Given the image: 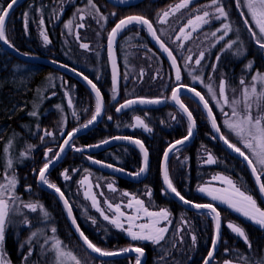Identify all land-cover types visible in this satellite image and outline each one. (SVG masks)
<instances>
[{
	"label": "trees",
	"instance_id": "obj_1",
	"mask_svg": "<svg viewBox=\"0 0 264 264\" xmlns=\"http://www.w3.org/2000/svg\"><path fill=\"white\" fill-rule=\"evenodd\" d=\"M10 1H1L4 8ZM58 1L25 0L19 4L10 14L5 24L6 38L21 53L58 61L75 68L88 77L97 85L104 96L105 112L100 124L96 128L72 142L71 146L74 148L68 149L61 163L51 172L48 177L49 182L56 185L66 197L82 232L97 247L107 251H118L124 246H129L130 241L120 232L114 230L108 223L101 220L95 211H92L86 206H81V208H85L87 217L91 221H95L98 232H95L89 226L90 221H85L82 213L76 206L77 203H83L76 195V189L79 181L85 174L92 175L98 182L113 179L118 189L142 198L150 210L157 211L163 208L167 210L169 213V227L163 241L153 245L142 242L131 245L134 247H142L147 251V264H202L212 243L213 225L211 216L206 212L196 213L184 209L163 192L160 181V162L165 148L172 141L181 139L188 134V123L186 124V119L170 101L165 102L164 100L171 96V92L177 86L176 83L174 84L175 81L171 79L172 74L169 66L163 58H161L162 62H158L153 58L148 60L146 56L139 53L138 47L142 39H147L148 36H146L147 33L143 28H140L138 25H132L121 35L116 46L120 78L119 86L116 89L113 88L111 85L107 53L106 57L97 66L85 62L82 59L84 57L83 55L76 57L70 54V42L63 41L65 38L62 35V31L57 25H54L60 22L51 19V10ZM76 1L81 2L83 0ZM99 1H102L105 6L110 8L108 11H116L115 19L117 20L114 26L121 19L128 16H144L154 27L155 17L165 8L176 4L180 0H143L133 7H118L105 0ZM209 1L212 2V0ZM200 2L201 0L197 3ZM219 2L223 4L228 13V17L226 19L227 21H221L223 18H220V26H222V29L216 32V36L220 38L223 34L224 24L231 26V31L220 40V45L226 47L228 42L237 41L238 39V44L233 45L229 49L230 57L236 56L235 51L240 44H242L245 50V54L236 56L237 59L235 61L234 58L236 57L232 58L231 71L223 74L228 79L230 85L235 87L241 79H244L246 84H250L253 74L257 72L264 73V53L261 52L257 44H254L253 37L247 30L244 21L247 19L249 25L254 30H256L255 26L252 25V21L244 9H237L235 0H219ZM93 5L96 7L95 2H92L90 5L87 4L84 11L93 10L91 8ZM214 8L216 9L215 6ZM66 9H72L70 3ZM241 12H244L243 16ZM40 18L42 23L39 24L38 21ZM38 26H43L46 29L50 39V46L45 47L38 41ZM149 46L151 47L150 44ZM1 56L0 127L4 126L6 130L0 134V142H3L7 136V138L15 137L17 139L15 148L21 145L34 146L42 134L49 131L55 132L57 123V113L55 110H49L38 120L34 118L36 115H31L30 113L32 112L29 113V105L34 100L35 94L32 88L44 74L47 73L50 75L52 71L62 76L65 80H70V88L66 89L68 84L65 83L63 84L65 86L64 90L67 95L73 94L72 97L75 102V107L72 111H64L62 114V118L65 120L64 136L59 138L56 134L51 142L45 138L43 140L45 143L35 149L33 153L35 154L34 158L22 166L17 165L19 166L16 169L19 183L14 185V188L12 187V190L5 194L6 199L8 195L16 197L15 202L9 206L18 209L11 216L13 223L6 228L5 250L10 255L14 262L13 264H20L15 259L16 253L19 250H22V254L30 252L27 264H60L61 259L65 260L66 264L75 263L67 256H60L57 249H60L63 253L70 252L79 259H81V255H84L90 261L94 262L96 259L90 256L79 245L80 243L77 242L78 240H76L77 238L70 228L62 205L53 195L37 187L34 176V173L38 174L39 170L44 166L43 161L39 162L44 149H53L54 152H57L67 133L82 127L84 123H88L87 121L92 117L94 111L92 95L80 82L69 78L54 68L18 60L5 51L4 55L2 53ZM219 58H226V56L222 53ZM74 60L81 65H74L71 62ZM177 61L180 66V60L178 58ZM249 62H253L251 70L247 68ZM14 63L25 68L23 70H13L12 65ZM217 64L216 70H218ZM233 68L234 70H232ZM165 69L170 79L166 77ZM157 70H163L164 72L160 75H155ZM6 72H10L15 79L14 84L9 82L2 85V80ZM180 84L194 87L208 100L206 92H204L201 86L193 83L191 79L182 77ZM73 85L78 87L74 93L70 92L73 91ZM12 88L21 90L22 92L14 93L11 91ZM56 93L54 97L45 99L44 103H56L62 109V105L64 104L61 99L63 89L56 91ZM14 95L19 99H26V102L22 103L24 106L18 105L15 108L16 105H11L9 100ZM133 98L162 99L165 104L162 107L154 109L133 108L120 114L116 112V108L120 104ZM181 98L196 121L197 134L190 145L180 148L176 153L174 152L175 154L173 153L170 156L167 168L169 179L186 200L196 204H212L219 212H223L227 221L234 223L244 230L248 241L251 243V248H249L240 238L230 235L223 226V242L229 243V247L222 252V244L220 242L212 264L217 262L219 258L228 259L229 261L240 264H256L258 260L264 258V231L236 213L211 203L208 198L198 193V188L207 183V180L211 176L222 174L233 180L242 191L253 197L259 207L263 208L264 205L251 174L242 162L230 156L214 140L211 134V128L205 120L206 115L198 102L187 95H182ZM10 108H13L12 114L8 113L10 112ZM72 115H77L79 119L71 123L69 119ZM134 117L144 118L145 123L152 130L150 136H146L140 130L131 128ZM31 120L35 121V124L31 126L30 130L22 126V123L30 124ZM220 129L224 134L222 127ZM11 131H15L18 134H9ZM124 136L133 137L142 141L148 150L150 161L149 172L141 183H133L122 178L113 177L95 167L96 161H99L132 173L139 172L142 159L139 151L135 147L119 144L95 154L85 152V149L88 147L98 145L111 138ZM230 137L227 134L226 138L229 142L239 147L238 142L231 141ZM15 138H13L14 141H16ZM239 148L241 149V147ZM76 149H81V151H77ZM203 151L210 152L216 158L214 165L201 164V152ZM241 151L249 156L257 172L261 175L264 169L258 165L256 157L247 150L241 149ZM5 162L4 155L0 151V171L2 167H6ZM63 172H65L68 178L62 176ZM261 179L264 183V175H261ZM27 188L30 190H26ZM25 204H36L37 210L29 214V211L23 208ZM40 205L43 206V210L39 207ZM45 211L48 213L47 216L44 214ZM25 218L29 221L28 225L21 222ZM53 228L56 229L55 232L52 231ZM32 233H36V235L32 236ZM193 235L196 237L195 244L192 241ZM56 241L62 243L57 244ZM133 261V258H123L98 262L100 264H133Z\"/></svg>",
	"mask_w": 264,
	"mask_h": 264
},
{
	"label": "rangeland",
	"instance_id": "obj_2",
	"mask_svg": "<svg viewBox=\"0 0 264 264\" xmlns=\"http://www.w3.org/2000/svg\"><path fill=\"white\" fill-rule=\"evenodd\" d=\"M1 1H4V0H0V6L4 7ZM198 1L199 0H187V6L181 7L177 10L176 5L185 3V0H180L176 4L171 5L168 8H165L163 11H161L159 15L155 17L154 28L159 38L166 43L169 49H171V51L180 60L181 78L186 77V78L191 79L193 83H196L198 84V86H201L204 92H206L207 98H208L207 101L209 102V104H211L210 106L214 110L213 113L215 115V118L217 122H219L218 125L220 124L219 127H222L225 137H227V134H228L229 137L231 136L230 137L231 141L236 142V143L238 142L237 144L239 147H241V149L247 150L249 153H251L248 149L244 147L243 143L238 139V137L233 132L229 131L227 127H225V121L233 118L231 116L232 108L230 105H226L223 103V100L219 97V93H218L220 80L223 78L226 82L225 83V94L227 95L229 100L231 101L233 99H237V100L244 99L241 96L240 82H237L236 87L233 85H230V83L228 82V79L223 74V73H229L231 71V64H232L231 60L237 55L230 57L229 49H227L224 46H221L219 43L221 39L216 36V32L218 31V29L221 30L222 26H220V19L216 18L219 13L214 8L212 2L209 0H201L200 3H197ZM92 2L96 3V7L91 6L93 10L84 11L86 8V5L87 4L90 5L89 0L88 1L83 0L81 2H77L76 0H59L55 4L53 9L51 10V19L53 21L55 19L56 22H60L59 24H54V25H57L59 29L62 31V35L66 40V41L65 40L63 41L68 42V43L70 42L69 43L70 54L76 57L83 55L84 57H82V59L85 62H89L91 65L97 66L98 64H100L102 59L106 57L108 37L117 19H115L116 11H111V12L108 11L110 8L105 6V4L102 1L92 0ZM69 3L71 4L72 9L67 10L66 8ZM244 10L246 14L248 15L247 10L246 9ZM205 11L209 12V16L204 17V19H206L208 23H203V21H197L195 18L197 16H203V13ZM164 12H168L169 14L165 17L163 15ZM113 13H115V15H113ZM248 17L251 19L249 15ZM189 20H192L193 23L189 24L188 23ZM221 21H227V20L223 18ZM38 23L39 24L41 23V18L39 19ZM139 27L142 28L141 26ZM213 33H215V35H213ZM144 34L146 35L145 32ZM45 35L48 38L47 42L44 39ZM37 38H38V41L43 46L45 47L50 46V39L47 35L46 29L43 26L37 27ZM149 44L151 45V47L149 46ZM82 45H87V47L86 48L82 47ZM138 48H139V53L141 55L146 56L148 60L153 58L154 60L158 62H162L161 60L162 56L152 46L148 38L142 39V42L140 43ZM2 49L3 48L0 45V58H2L1 55L2 53L4 55V51H5L4 49L3 50ZM201 53H203L202 59L200 58ZM222 53L226 56V58H219V60H217V57L218 56L220 57ZM197 59H200L199 64L196 63ZM235 59H237V57L234 58V61ZM71 62L77 66L81 65L79 62L75 60ZM216 64L218 65V70L213 71V66L214 65L216 66ZM12 67H13V70L14 69L23 70V68H25L24 66L18 65L17 63H14ZM232 70H234V68ZM166 71L167 70L165 69V72ZM163 72H164L163 70H157L155 72V75H160ZM252 76H251V80H252ZM166 77H169L170 79V76L167 74V72H166ZM194 77H198V79L194 80L193 79ZM181 78L178 82H176L173 79V75H171V79L175 81L173 82L174 84L176 83V85L181 83ZM9 82H12L14 84L15 79L12 77L10 72H6L4 75V79L2 80V85L9 83ZM65 83L68 84L66 89L67 88L69 89L70 80H65L62 76L56 73H53L51 71L50 75H48L47 73L44 74L40 78L38 83H36L35 86L32 88V91H35V94H34V100L29 105V113L35 112L36 117L34 118L38 120L44 114H46L49 110H55L57 113L56 115L57 123L55 126V132L54 131L45 132V134H42L40 136V139L36 141V144H34V146L33 145H21L15 148L17 139L15 137L7 138V136L4 138L3 142H0V151L4 155V159L6 160L5 162L6 167H2V170L0 171V186H3L4 189H6V191L2 193L4 196L7 192H10L12 190V186L10 184L11 181L15 182L14 185H17L19 183L16 169L19 166L24 165V163H26L27 161L29 162L32 158H34L35 154L33 153L37 147H41L45 143V141L43 140L47 138L48 139L47 141L51 142L53 140V137L56 134H57L56 136L59 138H62L64 136L65 120L62 118V114L64 111H67V112L72 111L75 107V102L72 97L73 94L67 95L64 90L65 86L63 84ZM207 85H211L212 89L217 92V99H220V104H217V100H214L212 98V95L208 91ZM72 88H73L72 89L73 91H70V92H73V93L75 92V90L78 89V87L74 85L72 86ZM61 89H63V94H62L61 99H62V103H64L62 105V109L58 107L56 103H48V104L44 103L45 99L54 97L55 94H57L56 91L61 90ZM11 91H13L14 93L22 92L21 90H16L14 88H12ZM92 100H93V106H94V111H93V114H94L95 109H96V102L93 96H92ZM164 100L165 102H169L170 97ZM9 102H11V105H16L15 108H17L18 105L24 106L22 105V103H25L26 99H19L16 95H14L13 97H11V100H9ZM221 107H223V112L221 111ZM240 107L242 108L243 105L241 104ZM9 110L10 112L8 113L12 114L13 108H10ZM224 112L229 113V115L225 116ZM76 119L77 120L79 119L78 116L72 115L69 121L73 123ZM139 119L143 121L144 125H147L145 123L144 118L139 117ZM205 120L207 124H209L207 117L205 118ZM34 124H35V121L31 120L30 124L22 123V126H24L27 130H30L31 126H33ZM186 124H187V121H186ZM131 128L140 130L146 136H150L152 133V130L148 131L145 129L144 126L138 123L137 117L133 118ZM147 128L151 129L148 126ZM5 130L6 128L4 126L0 127V134L3 133ZM34 131L36 132V130ZM187 131H188V124H187ZM46 133H50V135ZM9 134H18V133L15 131H11ZM211 134L215 140L213 133ZM32 135H35V134H32ZM13 138H15L16 141H14ZM71 144L68 147V149L74 148L73 146H71ZM176 152L177 150L175 151V153ZM45 153L48 154L47 157L45 156ZM56 153L57 152L56 151L54 152L53 149H44L41 154V158L39 159V162L43 161L45 164L49 160L53 159V157L55 156L54 154ZM209 155L211 156L212 161H213L211 163L208 162ZM215 163H216V158H214L210 152H207V151L201 152V164L202 165H214ZM258 165L261 167L259 163ZM34 176L36 180L37 174L34 173ZM62 176L65 178L66 176L65 172L62 173ZM47 180L49 181L48 178ZM226 180H231V179L222 174H215L211 176V178L207 180V183L204 184V188L206 189V191L202 192L203 195L206 198H208V200L211 203L221 208H225L228 211L236 213L237 215L252 222L253 224H255L256 226H258L260 229L264 231V227L258 225L253 220L246 217L243 214V212L237 211L234 207H230L228 203L222 201L221 199L214 200L212 198V195L208 194V192H212L214 195H221L224 192L231 193L232 192L231 186L227 184ZM231 181L235 184L233 180ZM207 184H212V185H207ZM236 187L238 186L236 185ZM162 189H163V192L167 195L163 186H162ZM26 190H30V189L27 188ZM76 195L83 201L82 204L81 203L76 204V206L78 207V210H80V212L82 213L85 221H90L89 226L95 232H98V230L96 229V223H94L93 221H91V219L87 217V214L85 213V208L84 207L81 208V206H86L92 211H95L101 220L108 223L114 230L120 232L130 241L129 246H124L120 250L132 248L134 246H131V245L140 244L141 242L149 243L151 245L155 244L151 240L149 241L132 240V238L128 235V232L125 231V229H127L131 224L133 231H139V229L136 227L137 225L149 223L150 220L153 219V218L148 217L143 212V210H138L139 206L135 202L136 199L143 201L144 207L147 208L149 212H159L161 209L157 211L150 210L142 198H139L135 196L134 194H131L127 191H122L118 189L113 179H106L103 182H98L92 177V175L85 174L78 183V186L76 189ZM94 202L99 206L100 209L103 210L104 214L108 215L109 217H113V214L115 212V205H119L120 211L124 213V216L119 217L121 222L124 224V229L116 228L109 221L104 220L100 211H98L97 207L94 206ZM109 204L113 205L112 209H109L108 207ZM129 204H131L132 206L129 207ZM256 206L261 211H264L257 204ZM23 208L28 210L29 214L35 212V211H31L30 208L24 207V205H23ZM116 215L119 216V213H116ZM209 216H211V219H212L211 221L213 225L212 238H211V242H212V239L214 236V219L211 214H209ZM128 217H132L133 219L129 221L127 219ZM221 219H222L225 229L228 231L230 235L237 236L242 241H244L243 238H241L239 235L234 233L231 230V228L228 227L229 224H234V223L227 221V219H225V214L223 212L221 213ZM165 220L166 219H161L160 221L163 224ZM167 221H168V215H167ZM161 241H163V239ZM77 242L79 243V241ZM220 242L222 244V252H224L229 247V243L227 244L226 242H223V238L220 240ZM29 253L30 252L22 254V250H19L18 253H16V258H15L16 261H19L20 264H27V260L30 255ZM77 259L79 258L77 257ZM79 260L81 261V264H100L97 260H94V262L90 261L84 255H81V259ZM135 261L136 259H134L133 264H135ZM13 263L14 262L12 261L10 255L5 250V242H4V245L2 246V248H0V264H13ZM214 264H240V263H235V262L229 261L228 259L226 260L223 258H219L217 262H215Z\"/></svg>",
	"mask_w": 264,
	"mask_h": 264
},
{
	"label": "snow or ice",
	"instance_id": "obj_3",
	"mask_svg": "<svg viewBox=\"0 0 264 264\" xmlns=\"http://www.w3.org/2000/svg\"><path fill=\"white\" fill-rule=\"evenodd\" d=\"M19 0H11V2L7 5V8H4L0 6V41H3L5 44H7L9 47H14L12 44L9 43L8 39L5 35V22L6 17L8 16V10L13 7L14 4L18 3ZM92 3V0H89V4ZM237 9H246L248 15L251 17L252 25L255 26V29L249 25V21L246 19L244 21L245 26L247 30L249 31L250 35L253 37L255 43L258 45L259 49L262 53H264V0H235ZM213 6L216 7V11L219 13V16H217V19H220L221 17L225 20L228 17V13L226 12L223 4L219 2V0H212ZM187 6V0H185L184 4L176 5V9L178 10L181 7ZM93 7H95L93 5ZM79 11V10H78ZM98 11V9H97ZM169 13L164 12L163 15L166 17ZM26 15V14H25ZM115 15V13H113ZM241 15H244V12H241ZM209 12L205 11L203 13V16H197L195 19L197 21H203V23H208L204 17H208ZM133 22L137 24H142L147 26L150 34L159 42V37L156 36L155 30L152 28L151 22L146 19L144 16H128L124 19H121L116 26L112 29L111 33L109 34V46L111 47V43L115 36L118 34L119 31H121L124 27H126L129 24H132ZM42 23V21H41ZM70 23V22H69ZM189 24H192L193 21L189 20ZM218 31H220L218 29ZM231 31V26L228 24L223 25V34L220 36V39H223L225 35L228 34V32ZM43 35V33H42ZM215 35V33H213ZM45 41L47 42L48 38L45 35L44 36ZM238 41H230L227 43L226 47L228 49H231L233 45H237ZM82 47H87V45H82ZM160 47L168 53L169 58L172 59L173 64H175V58L172 56L171 51H169L163 43H160ZM245 50L243 49L242 44H240L235 51V55L240 56L244 55ZM200 58H203V53L200 54ZM217 60H219V56L217 57ZM196 63H200V59L196 60ZM252 63L249 62L247 65V68L251 70ZM213 71H216V66H213ZM85 80H87V77H84ZM176 79L180 80V74L179 70H177V76ZM198 79V77L193 78ZM113 82L115 85V76L113 78ZM88 83L91 85L93 91L96 93L97 97V103H96V109L95 113L93 114L92 118L88 121V124L83 125V127H88V125L92 124L97 117L102 112V103H101V94L99 89L96 88V85L92 83L91 80H88ZM225 80L222 78L220 80L219 84V97L223 100V103L226 105H230L232 108L231 116L232 119H228L225 121V127L229 129V131L233 132L238 139L243 143L244 147L248 149L251 154L256 157L257 163H259L264 169V73L257 72L255 75L252 76V80L250 84H246L244 79L240 80L241 85V96L244 98L243 100H229L227 95L225 94ZM187 86H178L177 88L173 89L172 92V99L179 105V107L183 110V112L187 113L188 119H189V126H188V134L183 138V140H177L175 142V145H179L184 143V141L188 140L189 137L193 135V128L195 126V121L192 118V113L188 110V108L180 102L179 100V91L180 88ZM209 93L212 95V98L214 100H217V104H220V99H217V92L214 91L211 87V85H207ZM259 89V90H258ZM187 90L195 95V97L199 98V101L203 103L204 108L207 110L208 116L211 120V124L213 129L220 133V127L216 123L215 116L213 115L211 107H209L208 101L205 99L203 95L199 91H197L194 87L187 88ZM235 91V90H233ZM115 98V97H114ZM136 101L133 100H127L124 104L120 105L119 108H117V111L119 112L121 109L131 106ZM159 100H140V103H159ZM243 105L241 108L240 105ZM59 107V106H58ZM221 111L223 112V107H221ZM31 115H36L35 112L30 113ZM225 116H228L229 113L224 112ZM110 119V117H109ZM137 121L140 125L144 126L146 130L150 131L151 129L147 128V125H144L143 121L137 117ZM49 134L50 133H46ZM69 138H71L72 133L68 134ZM230 149L233 151L239 153L240 156H242L249 164V166L252 168L253 173H256V167L253 164V161L249 159V156L245 154V152L241 151L239 147H237L235 144L230 143L229 140L225 137L224 134H220L219 137ZM124 139H129L125 137ZM68 140L64 141V145L68 144ZM104 143H107V141H104ZM133 143L140 146L141 151L144 152V158H145V166H147V150L144 148L143 144L139 141H133ZM64 145H61L60 151H64ZM175 145L172 147L174 148ZM77 151H81V149H76ZM51 151V150H49ZM47 153H45V156L47 157ZM56 158L59 157V153L54 154ZM168 153L165 152V159L167 158ZM89 159H91L89 157ZM208 162H213L211 156L209 155ZM52 163L51 160L46 162L44 164V167L39 170V176L40 181L47 185L49 188L55 189L57 193L60 194L61 199H63V193L60 191L56 185L51 184L45 176L46 170L49 168V164ZM96 163H100L99 161H96ZM109 167H112L111 165H108ZM144 168L140 170V172L136 173L135 175L139 176L142 172H144ZM262 175H264V171L261 172ZM65 178H68L65 176ZM257 183L260 187V192L264 194V183H260V176H256ZM164 182L167 185V188L171 191V193H174L175 196H177L181 201H183L186 204H190L191 202L188 200H185V198L180 194V192L177 191V189L173 186L171 180L168 178L167 170L165 169L164 172ZM227 184L231 186L232 192H224L221 195H214L212 192H208L209 195H212V198L215 199H221L222 201L229 204L230 207H234L237 211L243 212V214L248 217L249 219L253 220L258 225L264 227V211H261L256 206V201L253 199V197L244 191H241L240 188L236 187V185L231 180H226ZM11 186L14 188V181L10 182ZM6 189H4L3 186H0V248L4 245L5 242V232L6 228L13 223L11 216L15 214L18 209L12 208L9 205L13 204L16 200V197L8 195L7 199L2 194ZM201 192L206 191L205 188H200ZM127 195V194H125ZM136 204L139 206L138 210H143V212L150 218H153L150 220L149 223L140 224L136 227L139 229V231H133L132 226H130L125 229V231L128 232V235L132 238V240H142V241H153L154 243H159L162 239H164V233L167 232L166 227H158V224L160 223L161 219L167 218V211L164 209H161L159 212H149L147 208L144 207L143 201L136 199ZM65 206L68 207L69 215L71 216V209L70 206H68L67 200H64ZM94 206L97 207V210L100 211L101 215L103 216L104 220L109 221L112 225H114L116 228L124 229V224L121 222L119 217L124 216V213L120 211V206L115 205V212L113 214V217H109L108 215H105L103 210L99 208V206L94 202ZM132 205L129 204V207ZM193 207L199 209V208H210L212 212H216V209L212 207L210 204H194ZM24 207L30 208L31 211H36L37 206L34 204H25ZM43 210V206H39ZM109 209L113 208V205H108ZM116 213H119V216L116 215ZM45 216L48 215V213L45 211ZM258 214V215H257ZM219 213H216L217 218V235H218V229H219V221H218ZM139 218V217H137ZM129 221H131L133 218L128 217ZM23 224L28 225L29 221L27 218L23 219L21 221ZM95 223V221H93ZM75 219H73V224H75ZM231 230L239 235L241 238L244 239L245 243L248 245L249 248H251V243L248 241V238L242 228H240L237 225L229 224L228 225ZM77 232L80 233V237L83 239L84 244L87 246L88 249H91L92 252L98 253L100 256H115L120 254L119 252L115 251H105L99 247H97L91 240L88 239L87 236L84 235L82 231H80L79 226H76ZM53 232L56 231L55 228L52 229ZM36 233H32V236H35ZM31 239V238H30ZM29 239V242H30ZM193 244H195L196 237L195 235L192 236ZM57 244H61L62 242L56 241ZM213 247H215L216 239L214 238L212 241ZM123 252L128 251H135L139 255L136 258V264H141V257L144 255V248L142 247H136V248H129V249H122ZM57 252L60 256H67L71 259V261H74L75 264H81V261L77 259L76 256L72 255L70 252L63 253L60 249H57ZM30 254V253H29ZM213 253L210 251L208 253V257H212ZM60 264H66V261L61 259ZM204 264H210V261L208 259L205 260ZM256 264H264V258L261 260H258Z\"/></svg>",
	"mask_w": 264,
	"mask_h": 264
},
{
	"label": "water",
	"instance_id": "obj_4",
	"mask_svg": "<svg viewBox=\"0 0 264 264\" xmlns=\"http://www.w3.org/2000/svg\"><path fill=\"white\" fill-rule=\"evenodd\" d=\"M24 0H19L18 3L14 4L13 7L11 9L8 10V16L6 17V21L8 19V17L10 16V14L13 12V10L23 2ZM107 1L108 3L112 4V5H115V6H118V7H128V6H134V5H137L139 3H141L143 0H105ZM11 2V1H10ZM9 2V3H10ZM7 8V6L5 7ZM6 24V22H5ZM117 24V23H116ZM132 25H139L141 26L145 32L147 33V36L150 40V43L152 44V46L157 49L161 55L163 56V58L166 60V62L168 63V66L172 72V75H173V79L178 82V80L176 79V76H177V70H179V74L181 75V71H180V67H179V63L177 61V59L175 58L174 54L172 53V56L175 58V64H173V61L171 58H169L168 56V53L165 52L161 47H160V43H163L164 46L169 50L171 51L166 45L165 43L159 38V42L150 34L147 26L145 25H142V24H137L135 22H133L132 24H129L127 25L126 27H124L121 31L118 32V34L115 36V38L113 39L112 43H111V47L109 46V37H108V41H107V58H108V63H109V67H110V72H111V79H112V86L114 88H117L118 87V84H119V67H118V59H117V55H116V46H117V42L120 38V36L123 34V32L128 29L130 26ZM116 26V25H115ZM114 26V27H115ZM113 27V28H114ZM112 28V29H113ZM152 28L154 29L153 25H152ZM155 30V29H154ZM112 31V30H111ZM110 31V33H111ZM156 33V31H155ZM156 36L158 37L157 33H156ZM253 42L254 44L255 41L253 39ZM0 45L2 46V48L8 52L10 55H12L13 57L17 58L18 60H21V61H24V62H29V63H38V64H42V65H45L47 67H51V68H54L62 73H64L65 75L71 77V78H74L75 80H77L78 82H80L81 84H83L86 88H88L90 90V92L93 94V96L95 97V100H96V103H97V97H96V93L95 91H93L91 85L88 83V80H90L89 78L87 80L84 79V76L81 72H79L78 70L66 65V64H63V63H60L58 61H55V60H52V59H47V58H42V57H33V56H29V55H26L24 53H21L20 51L16 50L14 47H9L7 44H5L3 41H0ZM115 76V85H114V82H113V78ZM92 81V80H91ZM93 84H95L93 81H92ZM96 85V84H95ZM178 86H181V84L177 85L175 88H177ZM185 86V85H183ZM96 88L98 89V87L96 86ZM174 88V89H175ZM187 88H191V87H188ZM187 88L185 87H182L180 88V91H179V100L181 103H183L182 101V98L181 96L182 95H187V96H190L192 97L194 100H196L198 102V104L201 106L202 110L204 111L207 119H208V122H209V125L211 127V131L215 137V140L221 145V147L230 155L232 156L233 158L237 159L238 161L242 162L246 167L247 169L249 170L250 174H251V177L255 183V186L257 188V191H258V194L261 198V201L264 205V194H262L260 192V187H259V184L257 183V179H256V176L259 175L260 176V183H262V179H261V175L256 171V173L254 174L253 171H252V168L249 166L248 162L242 157L239 155V153L233 151L232 149H230L219 137H220V134L222 133V131H220V133H217L213 127H212V124H211V120L208 116V113H207V110L204 108L203 106V103H201L199 101V98L198 97H195V95L191 92H189L187 90ZM100 91V90H99ZM173 92V91H172ZM101 94V92H100ZM202 95V94H201ZM130 100H133V101H136L135 103H133L131 106H128V107H125L123 109H121L119 112L117 111V108L120 107V105L124 104L125 102H123L122 104H120L117 108H116V112L117 113H123L125 111H128L130 109H133V108H143V109H154V108H158V107H161L165 104L164 100L162 99H146V98H133V99H130ZM140 100H145V101H149V100H159L160 102L159 103H140ZM170 101H171V104L185 117L187 123H188V126H189V119H188V115L187 113L183 112V110L179 107V105L172 99V93H171V98H170ZM101 103H102V112L101 114L97 117V119L90 125H88V127H80V128H77L75 130H72L71 132L69 133H72V136L71 138H69L68 134L67 133L65 135V137L63 138L58 150H57V153H59V157L56 158L55 156L53 157V159H51L52 163L49 164V168L46 170L45 172V176H46V179L48 178L49 174L61 163V161L63 160L67 150H68V147L70 146V144L77 138L83 136V135H86L88 133H90L94 128H96L103 116H104V112H105V103H104V100H103V96L101 94ZM184 104V103H183ZM185 105V104H184ZM186 106V105H185ZM210 107V105H209ZM189 110V109H188ZM213 112V110H212ZM214 115V113H213ZM215 116V115H214ZM193 120L195 121L194 117L192 116ZM216 119V118H215ZM216 123L218 125V122L216 120ZM88 124V123H87ZM219 126V125H218ZM221 130V129H220ZM196 132H197V127H196V121H195V126L193 128V135L191 137H189L188 140L184 141V143L182 144H179V145H175V141H172L164 150L163 152V155H162V158H161V162H160V181H161V185L163 186L165 192L167 193V195L173 200L175 201L176 203H178L180 206H182L184 209L186 210H189V211H192V212H196V213H201V212H206V213H209L212 215L213 219H214V224H215V230H214V238L216 239V244H215V247H213V244L209 250V252L211 251L213 253L212 257H208V254L206 256V258L204 259L203 263L205 262L206 259H208L210 261V264H212L214 258H215V255L218 251V247H219V244H220V240H221V235H222V230H223V227H222V222H221V215H220V212L219 210L212 204V207L216 209V212H212V210L210 208H195L193 207L192 205L196 204V203H193L191 202L190 204H186L184 203L183 201H181L177 196H175L174 193H171V191L167 188V185L165 184L164 182V172H165V169L167 170V174H168V161H169V158L170 156L178 149L180 148H183L185 146H188L190 145L194 139H195V136H196ZM223 134V133H222ZM187 136V135H186ZM125 137L129 138V139H124ZM184 138V137H183ZM183 138L181 139H178V140H183ZM65 140H68V144L67 145H64V141ZM138 139L136 138H133V137H128V136H124V137H115V138H111V139H108L107 140V143H100L98 145H95V146H91V147H88L87 149H85V152L86 153H96V152H100V151H104L106 149H109L113 146H116V145H119V144H126V145H130V146H133L135 147L140 155H141V159H142V165H141V169L144 168V172H142L139 176L135 175L136 173H132V172H129V171H126V170H123L119 167H116L114 165H111V164H107V163H104V162H100V163H95V167L97 169H99L100 171L108 174V175H111L113 177H119V178H122V179H125V180H128L130 182H133V183H141L148 175V172H149V167H150V161H149V154H148V150L146 148V146L144 145V143L142 141H140L144 148L147 150V166H145V158H144V152L141 151V148L139 145L133 143V141H136ZM61 145H64V151L61 152L60 151V148H61ZM175 145V147L173 148L172 146ZM165 152L168 153L167 155V158L165 159ZM108 165H111L112 167H109ZM140 169V170H141ZM139 170V172H140ZM138 173V172H137ZM169 178V176H168ZM36 183H37V186L44 192L50 194V195H53L55 198H57V200L59 201V203L62 205L63 207V210L65 212V215H66V219L70 225V228L71 230L73 231L74 235L76 236L77 240L79 241L80 245L87 251L89 252L92 256L98 258V259H101V260H110V259H117V258H128V257H136L139 255L138 253H136L135 251H128V252H123V251H118L120 254L118 255H115V256H100L98 253H95V252H92L91 249H88L87 246L84 244V241L83 239L80 237V233L77 232L76 230V226L78 225V222L75 218V215H74V212L72 210V207L71 205L69 204L68 202V206H70V209H71V216L69 215V210H68V207L65 206V203H64V200H67L66 197L63 195V199H61L60 197V194L57 193L55 191V189H52V188H49L47 185L43 184L41 181H40V176H39V173L37 174L36 176ZM186 200V199H185ZM216 213H219V217H218V221H219V229H218V235H217V218H216ZM73 219H75V224H73ZM79 226V225H78ZM80 231L81 228L79 227ZM213 238V239H214ZM133 249L135 247H132ZM208 252V253H209ZM147 260V254L146 252L144 251V255L143 257H141V264H145Z\"/></svg>",
	"mask_w": 264,
	"mask_h": 264
},
{
	"label": "bare ground",
	"instance_id": "obj_5",
	"mask_svg": "<svg viewBox=\"0 0 264 264\" xmlns=\"http://www.w3.org/2000/svg\"><path fill=\"white\" fill-rule=\"evenodd\" d=\"M124 33V32H123ZM121 37V36H120ZM159 37V36H158ZM120 39V38H119ZM119 41V40H118ZM163 41V40H162ZM164 42V41H163ZM118 43V42H117ZM165 43V42H164ZM165 45H166V43H165ZM167 46V45H166ZM168 47V46H167ZM169 48V47H168ZM157 50V49H156ZM171 50V49H170ZM158 51V50H157ZM159 52V51H158ZM172 52V51H171ZM160 53V52H159ZM173 53V52H172ZM174 54V53H173ZM160 55H161V53H160ZM162 56V55H161ZM175 56V55H174ZM263 57H264V55H263ZM162 58H163V56H162ZM175 58H176V56H175ZM17 59V58H16ZM164 59V58H163ZM177 59V58H176ZM107 60H108V58H107ZM165 60V59H164ZM166 61V60H165ZM167 63V62H166ZM167 65H168V63H167ZM108 66H109V63H108ZM119 67V66H118ZM180 67V66H179ZM180 71H181V69H180ZM109 72H110V67H109ZM64 74V73H63ZM67 76V75H66ZM85 76V75H84ZM110 76H111V72H110ZM69 77V76H68ZM69 78H71V77H69ZM88 78V77H87ZM119 78H120V71H119ZM180 78H181V75H180ZM72 79H74V78H72ZM75 80V79H74ZM77 81V80H76ZM83 85V84H82ZM111 85H112V79H111ZM182 85V84H181ZM84 86V85H83ZM97 86V85H96ZM118 86H119V84H118ZM185 86H187V85H185ZM85 87V86H84ZM113 87V86H112ZM188 87H190V86H188ZM86 88V87H85ZM114 88V87H113ZM89 92H90V90L88 89V88H86ZM99 89V88H98ZM116 89V88H115ZM197 90V89H196ZM198 91V90H197ZM172 93V92H171ZM90 94L93 96V94L90 92ZM102 94V93H101ZM102 96H103V94H102ZM93 98H94V100H95V97L93 96ZM170 98H171V96H170ZM103 100H104V96H103ZM95 102H96V100H95ZM171 102V101H170ZM104 103H105V101H104ZM164 106V105H163ZM162 107V106H161ZM159 108V107H158ZM184 117V116H183ZM185 118V117H184ZM103 143V142H102ZM114 147V146H113ZM112 148V147H111ZM110 149V148H109ZM106 150H108V149H106ZM68 151V150H67ZM105 151V150H104ZM100 152H102V151H100ZM96 153H98V152H96ZM89 154H95V153H89ZM116 178H119V177H116ZM257 204V203H256ZM263 210H264V207L262 208ZM220 215H221V212H220ZM243 218V217H242ZM245 219V218H244ZM221 222H222V219H221ZM224 226V224H223V222H222V227ZM168 227H169V224H168ZM214 230H215V224H214ZM223 238V236L221 235V239ZM213 241V240H212ZM211 246H212V243H211ZM136 248V247H135ZM211 248V247H210ZM127 249H129V248H127ZM85 250V249H84ZM86 251V250H85ZM118 251H121V250H118ZM118 251H115V252H118ZM144 251L146 252V254H147V260H148V253H147V251L144 249ZM87 252V251H86ZM90 256H92L89 252H87ZM93 258H95L96 260H98V261H100V262H103V261H110V260H114V259H110V260H101V259H98V258H96V257H94V256H92ZM130 258H133V260L134 259H136V257H128L127 259H130ZM117 259H123V258H117ZM147 260H146V262H145V264H147ZM135 264H136V261H135Z\"/></svg>",
	"mask_w": 264,
	"mask_h": 264
},
{
	"label": "crops",
	"instance_id": "obj_6",
	"mask_svg": "<svg viewBox=\"0 0 264 264\" xmlns=\"http://www.w3.org/2000/svg\"><path fill=\"white\" fill-rule=\"evenodd\" d=\"M207 185H212V184H207ZM200 188H204V184L201 185V186L198 188V193L201 194L202 196H204L203 193L200 191ZM168 224H169V214H168V221H167V218H166L165 222L162 224L161 221H160V223L158 224V226H159V227H166V228L168 229ZM165 234H166V233H164V236H165ZM155 244H157V243H155Z\"/></svg>",
	"mask_w": 264,
	"mask_h": 264
}]
</instances>
